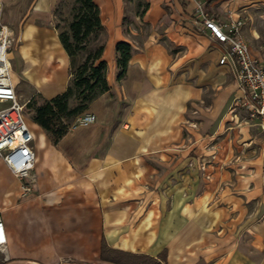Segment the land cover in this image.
<instances>
[{
    "label": "crops",
    "instance_id": "0c3cea01",
    "mask_svg": "<svg viewBox=\"0 0 264 264\" xmlns=\"http://www.w3.org/2000/svg\"><path fill=\"white\" fill-rule=\"evenodd\" d=\"M2 1L17 92L63 93L72 74L59 0ZM93 1L109 89L82 113L96 120L57 143L33 121V192L0 159V264H118L103 258L104 243L156 258L166 249L163 264H264V129L234 106L241 91L220 62L225 46L189 0ZM204 12L242 16L264 61V0H207ZM119 41L133 47L120 80Z\"/></svg>",
    "mask_w": 264,
    "mask_h": 264
},
{
    "label": "built area",
    "instance_id": "2783aa9c",
    "mask_svg": "<svg viewBox=\"0 0 264 264\" xmlns=\"http://www.w3.org/2000/svg\"><path fill=\"white\" fill-rule=\"evenodd\" d=\"M204 17L203 23L213 36L225 46L221 63H228L236 78L241 93L234 99L250 119H260L264 129V61L256 58L245 38L242 16L216 21L204 12L207 0H189ZM3 1L0 0V159L11 172L22 181V192L34 191L37 182L35 172L36 155L33 148V131L26 120L25 107L32 98L25 99L16 90L14 67L11 57L15 40L14 27L3 19ZM96 120L93 113L77 117L76 124H87ZM196 126V122H190ZM206 162L202 163L205 169ZM6 243L4 222L0 213V246Z\"/></svg>",
    "mask_w": 264,
    "mask_h": 264
},
{
    "label": "trees",
    "instance_id": "16d2710c",
    "mask_svg": "<svg viewBox=\"0 0 264 264\" xmlns=\"http://www.w3.org/2000/svg\"><path fill=\"white\" fill-rule=\"evenodd\" d=\"M75 3L69 30L59 31L60 40L70 58L72 76L69 85L63 93L51 99H43L39 103L37 98L32 97L28 103L33 106V121L47 132L53 143H57L69 131L73 120L85 112L99 94L109 89L107 62L101 58L104 43L99 42L95 48L89 46L103 33L99 7L93 0H75ZM147 6V3L139 1L137 13L142 15ZM116 50L117 77L120 80L126 75L133 47L128 41H119ZM80 52L85 54L79 62ZM102 255L118 264H163L167 250L156 258L110 248L104 243Z\"/></svg>",
    "mask_w": 264,
    "mask_h": 264
},
{
    "label": "rangeland",
    "instance_id": "374dc122",
    "mask_svg": "<svg viewBox=\"0 0 264 264\" xmlns=\"http://www.w3.org/2000/svg\"><path fill=\"white\" fill-rule=\"evenodd\" d=\"M75 5H76L75 0H59V2L57 4V7L55 9V13H56V27H57L58 31L69 30V25H70V23H71V21L73 19V16H74V7H75ZM99 42H103L104 43V35H103V33L100 35V39L92 40L90 42L89 46L92 47V48H95ZM84 54H85L84 52H80L78 54V61L79 62L84 57ZM34 98H37L39 103H41L43 101V99L41 97H34ZM25 115H26V120H27L28 124L34 129L35 132H37L38 129L33 126V119H32L33 106L32 105H30V104L26 105V107H25ZM77 117L73 120V122L71 124V127L75 126ZM244 119H245L244 116L241 117L242 121H244ZM37 193H39V192L37 191Z\"/></svg>",
    "mask_w": 264,
    "mask_h": 264
}]
</instances>
